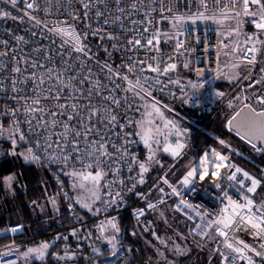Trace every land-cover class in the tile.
I'll list each match as a JSON object with an SVG mask.
<instances>
[{
    "label": "snow or ice",
    "instance_id": "obj_1",
    "mask_svg": "<svg viewBox=\"0 0 264 264\" xmlns=\"http://www.w3.org/2000/svg\"><path fill=\"white\" fill-rule=\"evenodd\" d=\"M0 2L7 3L13 9L20 11L21 17L24 18L21 22L26 20L30 24L29 29L26 30L29 33L27 39L23 35H16L11 30L6 31L14 43L0 38V74H3L0 75V93L10 92L11 98L19 106L13 108L4 105L3 107L7 111L0 113V115L6 114L13 117L11 130L7 137L13 145L11 154H17L15 146L18 142L29 143L32 146L26 149L27 155L19 154L25 163L39 165L43 158V161L49 164L62 165L63 167L60 169L62 172L64 168L71 165H81L80 169L72 167L70 171L64 172V174L72 179L73 190L87 189L90 196L86 198L87 202H83L79 196L69 197L67 193H64L65 198L69 199L70 202L74 200L75 204L90 213L107 212L108 209L116 206L118 201L123 200V187L127 186L128 192H134L138 185L145 183V174L149 172L150 166L153 163H159L155 159L156 151L152 148V144L159 143V141L150 132L142 128V122H134L131 117L127 116V113L133 110V99L136 97L143 99L144 95L151 96V91L148 89L153 85L161 84L159 79L161 73L166 75L169 71L177 68V64L172 62L171 56L167 61L163 59V53H160L158 47L160 40L162 38L166 40L175 39L174 51L181 53L183 49L186 54L187 49L179 38L185 30V25L196 23L198 20L213 19L210 10L220 6V0H212L211 4L208 0H198V3L197 0H182L185 7L190 2L197 5L196 12L192 13L189 10L187 16L173 15L181 0H147V3L145 0H130L127 7L121 6L124 4V0H76L82 6V15L79 10L73 7L72 0H22L25 6L22 11L16 7L21 0H0ZM229 3L232 9L231 18H238L241 13L235 11V6L241 3V0H229ZM97 4L103 5L104 11L97 9ZM112 4L116 5L115 10L121 14L128 9L137 12L142 11L148 19L131 21L134 25L130 33L131 38L122 40L120 36L104 31V27L109 24L123 29V21L120 15H117L115 20H111L106 15ZM154 4H159L160 7H153ZM53 5L56 6V13H66L70 19L50 23L38 15H30V13L39 12H43L45 17L52 15ZM250 5L256 6V10H250ZM242 8L243 15L258 17V20H253L255 27L264 31V0H242ZM94 9L95 18L103 19V24L97 27L91 23L93 18L91 13ZM165 9L169 16L161 15V20L171 18L173 21L172 28L176 31L172 36H169L168 33H163L157 29V31L151 32L150 38H146L149 37L150 26L156 23L152 14L155 12L162 13ZM2 19L15 20L17 17L13 16L10 11L0 8V20ZM217 22L221 21L218 20ZM78 24H82L83 34L77 30ZM135 27H140L142 31L136 33ZM238 31L239 25L237 26ZM37 37L39 40L36 39ZM90 37L97 40V49L104 52V60L98 59L97 53L92 51L88 43ZM57 39L60 41L59 44L56 42ZM257 39L255 36L246 37V43ZM42 40H47L48 43L42 44L40 42ZM105 41L112 42L113 51L124 53L125 58H122L119 65L114 66L112 62L113 51L104 46ZM32 44L35 46L26 51L24 46ZM141 50L145 53L142 57L137 55ZM243 51L246 53L245 60L247 63L249 65L255 63V56L251 55L249 58L248 55L257 51L255 44L244 48ZM148 53L153 54L149 56ZM9 61L12 65L11 68L8 66ZM162 63L166 66L161 70L160 65ZM183 67L188 68L189 62L185 61ZM149 71L157 75H146V72ZM196 71L198 75L201 72L200 69ZM132 75L136 76L135 81L130 79ZM5 80H8L9 84H5ZM117 81L127 82L128 87H123V84ZM262 81H264V77H261L257 83ZM171 82L179 84V80ZM249 86L251 87V85ZM118 92H124L125 95L118 96ZM218 95H223V93H218ZM21 96L24 97L23 100L20 99ZM93 96L96 97L95 100ZM256 101L258 104L264 105V96H256ZM229 106L231 107V103ZM49 108L52 109L51 116H48L47 113ZM253 114L256 117L264 118V111L256 112L253 109ZM20 116H23L24 119H18ZM121 117L124 119L123 123H121ZM21 123L27 125L28 133L35 137L34 140H30L29 136L21 131ZM167 123L171 124V122ZM134 124L140 130L135 133L127 131V128ZM249 129L252 135H245L242 138L247 140L254 151L264 153V119L251 120ZM3 132V126L0 125V136H3ZM155 133L160 135V129H155ZM133 135L138 136L149 150L145 161H140L137 155L131 151V145L135 142L131 139ZM176 135H180L179 129H177ZM237 135L240 136L241 133L237 131ZM165 143L167 144V140ZM219 144L227 146L223 139L219 140ZM184 147L183 143H178L175 149L165 146L163 150L178 157L181 155L179 150ZM214 155L216 160H223L224 158V155L219 152H214ZM205 158H207V154ZM125 167L129 173L134 168L139 169L135 177L128 176L127 182L121 178V172ZM228 169H234V171L229 173ZM109 173H112V179H108ZM240 173H242L243 178L238 177ZM198 174L199 169L192 167L184 176L181 184L184 186L192 184ZM209 175L235 182L233 187L245 186L246 181L250 182V186L246 187V193L255 194L261 185L260 179L232 163H229L227 168L219 173H204L203 180L206 181ZM162 179L163 183L171 188L173 195L181 197L174 206V211L181 212L185 208L193 207L192 204L183 199L177 188L169 184L166 178ZM14 180L15 177L10 175L5 178L3 183L11 189ZM104 180H107L108 183H102ZM87 181H91V184H86ZM117 187H120L121 190L115 191ZM216 187L223 191L221 183H216ZM101 190H103V195L99 194ZM159 191L164 192L162 188ZM241 191H244V187H241ZM135 194L141 199H146L144 193L136 192ZM225 195L227 196V193ZM227 199L231 207H226L215 221H208L206 226L208 228H212L213 225L216 226L215 232L219 237L224 238L222 243L224 248L229 251H222L219 247L213 251L221 256L222 264H236L238 259H246L248 264H254L247 252L251 251L256 257L264 258V242L260 243L259 250L239 239L236 240L239 246H234L233 243L228 242L229 231L235 237L237 232H248L251 229L254 230L251 232L254 237H259L264 241V201L257 204L247 194L243 196V203L233 200L230 196ZM49 201L56 208V198L50 197ZM97 201L100 204L99 207H96ZM35 203L33 202L34 205ZM158 203L163 204L164 200L160 199ZM146 207L150 210H156L157 204L148 202ZM69 208H73L72 203L69 204ZM56 211L59 209L56 208ZM229 212L230 215H224ZM134 215L139 219L145 215V209L136 210ZM201 215L200 212H196V216ZM160 218L164 219L163 213H160ZM189 218L191 219V217ZM106 226H110L114 231L111 235H105L103 238L111 245L110 255L116 256L118 253L117 245L119 244L117 233L120 232V228L115 218L106 219L96 227L101 233H104ZM22 228V225H17L9 230L15 233L22 231ZM197 228L200 226L197 225L196 228L192 229V232L212 239L203 229L197 233ZM70 235L78 236V231L73 229ZM132 235H136V233L133 232ZM89 236H91V232L84 239ZM156 238L160 239L158 236ZM56 239L67 240L68 237L57 236ZM160 242L161 244L165 243L163 239H160ZM54 243L55 241L52 242V244ZM52 244L42 242L36 247H29L27 251L22 253L17 252V256L18 258L21 256L25 258L26 264L28 258L33 254L44 261L46 251ZM171 250L178 254H184L187 251L181 249L179 245H173ZM13 251H15L14 246L10 247L8 251L0 252V257L11 255ZM93 252L99 254V249L93 248ZM75 254L70 247L66 246L64 255L60 256L57 253L56 258L73 260ZM159 254L163 256V253ZM0 264H16V261L0 259ZM165 264H169L166 258Z\"/></svg>",
    "mask_w": 264,
    "mask_h": 264
},
{
    "label": "built area",
    "instance_id": "obj_2",
    "mask_svg": "<svg viewBox=\"0 0 264 264\" xmlns=\"http://www.w3.org/2000/svg\"><path fill=\"white\" fill-rule=\"evenodd\" d=\"M129 2H130V0H124V4L121 6L127 7ZM208 2H209V4H211L212 0H208ZM145 3H147V0H145ZM197 3H198V0H197ZM72 4H73V7L75 9L79 10L81 12V15H82V12H83L82 6L80 4H78L76 2V0H72ZM16 7H17V9H19L21 11L24 10L25 6H24V3L22 2V0ZM153 7L159 8L160 6H159V4H154ZM249 7H250V10H256V6H254V5H250ZM0 8H3L6 11H10L13 16L17 17V19H15V20H13V19H2V20H0V38L7 39L10 42H12L10 36L7 34V31H6V30H11L16 35H23L27 39L29 37V33L26 30L29 29L30 24L26 20H24V22H21L24 19L23 17H21V12L17 11L16 9H13L9 4L3 3V2H0ZM55 8H56V6L53 5V14L49 15L47 17H45L43 12L30 13V15H38L41 19H47L50 23L52 21L70 19L69 17H67L66 13H64V14L56 13ZM115 8H116V5L112 4L110 10L106 13V15L111 20H115L117 15H120L121 20L123 21V29H121L120 27H118L116 25L109 24L108 26L104 27V31L106 33L111 32L114 35L120 36L122 40H124L125 38H131L130 33L132 32V29L134 28V25L131 23V21H140L143 19H148V17L144 16L142 11L137 12V11H132V10L128 9L125 13L121 14V13L117 12L115 10ZM97 9H99L100 11H104V6L97 4ZM238 9H239V11L243 12L242 0H241V3H238L235 6V11ZM145 10H147V9H145ZM189 10H191L192 13H195L197 10V5L190 2L187 5V7H185L182 0H181V2L178 3V5H177V11L174 12L173 15L187 16L189 13ZM226 10L232 11L229 0H220V6L211 8L210 13H221V12H224ZM61 12H63V10H61ZM129 12L131 13L130 15H129ZM161 15L169 16V13L165 9L162 11V13L161 12H155L152 14L156 23L153 24L152 26H150L149 37H146V38H150L151 32H155V31H157V29H159L163 33H168L170 36H172L174 34V32L176 31V30H169L167 27V24L172 19L169 18L167 20H161ZM91 16L93 17L91 19V23L93 24L94 27H97V26H100L103 24V19H96L95 18V9L92 11ZM215 16L224 17V19L226 17L225 14H222V15L216 14ZM227 17L228 18L232 17V13L228 14ZM234 19H237V18H234ZM254 19L258 20V17L253 18V17L249 16V18H248V24L252 29L256 28L255 24L253 22ZM77 30L80 31L81 34H83L82 24H78ZM36 31H39V30L36 29ZM140 31H142V29L140 27H135L136 33H139ZM262 35H263V41L262 42H264V31H262ZM97 36H99V33H97ZM179 38L183 42L185 49H187L186 54L184 53L183 49L181 50V53H177L174 51V48L176 46V40L175 39H167L166 40V39L162 38L160 40L158 47L160 49V53H163V59L165 61H167L169 56H171V60H172V62H175L177 64V68L175 70L169 71L166 75L161 73L159 76L161 84L160 85H153L148 89L149 91H151V93L155 94V96H164V97L170 99L171 94L174 93V90H176V88L178 89L182 85H184V86L186 85V86H189L191 88H197V89L203 88L209 81H211L217 77H220V76L223 77V76L228 75L229 69H230L229 67L233 63H241V64L247 66V68L249 70H248V74L246 76L252 80L251 83H250V80L247 81L249 85L259 84V83H257V81L260 80L261 77H264V71H261L262 69H264V43H262L260 48H258L255 53L248 54L249 58L251 57V55L255 56V63L249 65L247 63V61L245 60L246 53L243 51V49L251 46V44L248 43V44L242 45L241 48L238 50V57H236L234 54L237 47L235 49L233 48L231 51L229 50L228 52L230 53V60L228 59L227 63H225V65H223L220 61V56L222 53V45H223L224 40L221 37L220 31L218 28L185 29ZM36 39L39 40V37H37ZM40 42L42 44L48 43L47 40H42ZM56 42H57V44H59L60 43L59 39H57ZM12 43H14V42H12ZM88 43L91 46L92 51L94 53H97L98 59L104 60L105 59L104 52L102 50L98 51V49H97V40L93 37H90L88 40ZM111 43L112 42L105 41L104 46L108 47L110 51H113L111 48ZM33 46H35V44L24 46V47H25V50L27 51L28 49H30ZM144 54L145 53L143 50H141L139 53H137V55L141 56V57ZM152 54L153 53H148L149 56H151ZM157 55H159V54H157ZM122 58H125L124 53L113 51L112 62L114 64V66L119 65L121 63ZM185 61L189 62V67H190L191 63H193L196 70L197 69L207 70V71H211L212 74L209 75L206 79H204L202 77L194 78L190 75H183L180 72V65L183 66ZM8 66H9V68L12 67L10 61H9ZM165 66L166 65L162 63L160 65L161 70ZM188 68H186V69H188ZM97 71H98V69H97ZM125 71H126V69H125ZM0 75H3V74H0ZM146 75L156 76L157 74L149 71V72H146ZM130 79L135 81L136 76L132 75V76H130ZM176 80H179V84L171 82V81H176ZM243 81H245V80H243ZM117 82L122 83L123 87H128L127 82H121V81H117ZM5 84H9V81L5 80ZM117 95L123 96V95H125V93L124 92H118ZM11 96H12V94L10 92L0 93V113H6L7 109L3 107L4 105H8V106L13 107V108L19 107L15 103V101L11 98ZM20 99L23 100L24 97L21 96ZM93 99L95 100L96 97L93 96ZM136 103H137V98L133 99V101H132L133 110H131L127 113V116L131 117L132 120H133L134 114H135ZM51 112H52L51 108L47 109L48 116H51ZM18 119L23 120L24 117L20 116V117H18ZM120 119H121V123H123L124 122L123 117H121ZM6 120L13 122V117H11L10 115H6V114L1 115L0 125H2L3 128L5 126L4 123ZM20 128H21V131H24L29 136L30 140L35 139V137L31 135V133H28V129H27L26 124L21 123ZM57 131H58V129H57ZM127 131L131 132V126H129L127 128ZM171 135H173V134H171ZM131 139L133 141H135L131 145V151L136 154V152H135V149L137 146L136 138L133 135L131 137ZM171 140L172 141L175 140L174 135L171 137ZM24 145H25L26 149L28 147L32 146L29 143H24ZM109 150H111V149H109ZM210 150H214V149L209 146V147L205 148V150L203 151L204 152L203 154H207V160L219 161V160H216L215 157L211 159L212 156H215L214 152H217V151L216 150L210 151ZM226 157H228V159L226 161H223V164L225 166L220 168L219 172L226 169L227 165L229 163H232L236 167H239L232 160V158H230L229 156H226ZM41 161L43 163H45L50 168H52V167H63L62 165H59V164H49L47 162H44L43 158L41 159ZM71 166H81V165L74 164ZM71 166H69V167H71ZM196 167L199 169V174L194 178L193 183L190 185H187V186H184L181 184L180 187L177 188V190L181 192V196L183 197L184 200L188 201L190 204L193 205L192 208H185L184 211H181L180 213H182L183 215L185 214V216L190 220L191 229L196 228L197 225L200 226V228H197V233L200 232L201 229H203L209 235L214 231L216 226L213 225L212 228H208L206 226L207 222L208 221H215L226 207L230 208L229 203H228V199H227L228 196H230L233 200H236L239 203H243V196L245 194H247L248 196L253 198L257 204H259L261 202L256 197V194L246 193V187L250 186V182L246 181L245 186L233 187V184L235 182H230L225 178L217 177L215 175H209L206 181L205 180L201 181L200 176L202 174H204L205 170L201 167V165H197ZM206 171L210 172V173H216L217 166L215 164H209V165H207ZM231 171H234V169H228L229 173ZM129 175L135 177L137 175L136 168H134V170L131 173H129L127 171L126 167L122 170L121 178L124 179L126 182H127V178ZM238 177L243 178L242 173L238 174ZM112 178H113L112 173H109L108 179H112ZM102 183L107 184L108 181L104 180V181H102ZM216 183L222 184L223 191H221V188L216 187ZM138 187H140V185L137 186V188L135 189L134 192H128L127 186L123 187V191H122L123 200L118 201V205H119V209L125 208L127 210L126 213H128V214L133 213L132 218L134 219L135 223H133L132 228L135 231L140 232V227L142 224L140 222L141 217L139 219H137V217L134 215V212L138 209H145V213L148 212L150 210V209H147V207H146L148 202L157 204V206L161 205L160 203H158V201L160 199L164 200V198L166 196V191H164L163 193H161L160 191H158L157 193L154 192V194H153L154 196L152 198H149L147 195L149 193V190L148 191L147 190H145V191L138 190ZM241 187H244V191H241ZM120 190H121L120 187H117L115 189V191H120ZM139 191H141V192H139ZM136 192L144 193L146 195V199L139 198L135 194ZM102 193H103V190H102ZM225 193H227V196L225 195ZM174 197H175V204H174V206H175L181 197H177L175 195H174ZM110 209H108L107 212H101L99 214H101V216L106 217L107 214L109 213V211H111ZM254 210H255V208H254ZM197 211L200 212L202 215L196 216ZM225 214L230 215L231 213L229 212V213H225ZM189 217H191V219ZM17 225H20V224H14V225L10 226L9 229H11L12 227L17 226ZM252 231H254V230L250 229L248 232L239 231L235 234V237L233 236V233L231 231H229L228 242L233 243L234 246H239L236 243V240L237 239L243 240L245 244L256 247L257 250H259L260 243H262L264 241H262L259 237H254L251 234ZM9 233H12V232L9 230ZM193 234L195 235V237L199 241L198 242L199 246L197 245V250H196L195 255L199 254L200 252H204V253L206 252L207 262L205 264H212L213 262L216 264H222L221 256L218 253H214L213 250L215 248L219 247L222 251H225V252L229 251V250L224 248V245L222 243L224 238L219 237L216 232H215L216 236L212 237L211 240L207 239L204 236L198 235L196 233H193ZM12 245L16 246V245H18V243H12ZM2 250L8 251L6 246ZM247 255L253 259L254 264H264V258L256 257L253 252L248 251ZM15 258L17 259V255L14 252H12L11 255L0 257V259H3L5 261H9V260L14 261ZM239 261H245L248 264V261L246 259H238L236 264Z\"/></svg>",
    "mask_w": 264,
    "mask_h": 264
},
{
    "label": "rangeland",
    "instance_id": "obj_3",
    "mask_svg": "<svg viewBox=\"0 0 264 264\" xmlns=\"http://www.w3.org/2000/svg\"><path fill=\"white\" fill-rule=\"evenodd\" d=\"M236 11L241 13V15L237 19H234L231 17L224 19V17L215 16L216 14H218V15L225 14L227 17L228 14L232 13L231 10H226V11L221 12V13H211L214 17L211 20H198L196 23H187L185 25V29H209V28H218L219 29L220 35L224 40L223 45H222V53L220 56V61L223 65H225V63H227L228 59L230 60V53L228 52L229 50L231 51L233 48L235 49L237 47L234 54L236 57H238V50L241 48L242 45L248 44V43L255 44L256 49H258L262 45V41H263V35H262L261 30H259L257 28H254V29L250 28L249 29V28H246V26H244L243 23L246 19L249 18V16L243 15L242 12L239 11V9ZM218 20L221 22L218 23L217 22ZM172 24H173L172 20L167 24V27L169 30H175L172 28ZM238 25H239V31L237 32V26ZM252 36L257 37L258 39L255 41H250V42L246 43V37H252ZM229 68L230 69H229L228 75L223 76V77L220 76V77H217V78L209 81L203 87V89L202 88H199V89L191 88L189 86L186 87V86L182 85L179 87L181 90L177 91V88H176V90H174V93L171 94L170 99L166 98L164 96H155V94H153V93H151V94H153L151 96L144 95L143 99H141L140 97H136V98H138V102L136 103L135 114H136V110H137L138 111V118L135 120V122H142V128L145 131L150 132V134L155 136V139L159 141V143H153L152 144L153 150L156 151L155 159L159 163H153L150 166L149 172L146 173V176H145V183L140 185V187H138V190H142V191H145V190L148 191L149 190V193L147 194L149 198H152L154 196L153 192L157 193L159 191V189H161V188L164 191H166L164 203L157 206L156 210H149L148 212H146L145 215L142 216L140 219V222L142 224L146 223V221H148L149 224L153 223L152 222L153 218H149L150 215H155V213H158L161 210V208L167 204H170V203L175 204V197L171 192V188H169L168 185L163 183L162 178H166L168 180L169 184L172 185L173 187L179 188L181 185V180H183V178L187 174V172L189 170H191L192 167H196L197 165H201L203 161L207 160V158L205 159L206 154H203L204 153L203 151L205 149L199 154H195L192 152L194 146H193V139L191 138V135L194 131V128L202 131L204 128V124L198 125L196 122L190 123L187 118L178 114L174 110V106H175L174 104H177V103L183 104L188 110H190V113H193L194 111H196L198 113L210 112L213 110L215 102L220 98L223 99V103L219 106V108H221L223 106V104H225V102L227 103L226 105H229L231 103V109L234 108L238 104L239 108L237 110H235V112H233L229 116L230 117L229 119H227L226 125L228 128H229V121H230L231 117L240 108H242L243 106L249 105L253 109L257 110V108H255V107H258L260 105L256 101V96H258V95L264 96V87H263L262 91L258 90V92H252V91L247 92L248 90H246V89L253 88L255 86V85H251V87H250L248 82H247L248 80H250V83L252 81L249 77L246 76L248 74V70H249L247 68V66L243 65L241 63H233L230 65ZM180 70L182 72L186 73V75H190L194 78L202 77V78L206 79L209 75L212 74L211 71L200 69L201 72L198 75L193 63H191V65L188 69H186L182 65H180ZM218 80H224V81L225 80H233V81L235 80L236 83L238 81V83L235 84L234 91L237 87L238 91L243 95L242 98H240V100L239 99L236 100L235 102H234V100L236 99V96L233 97L232 99L228 100L233 92L228 94L225 91L218 90V88L215 86V82ZM243 80H245V81H243ZM218 93H223V95H218ZM253 94L255 97L252 96ZM257 111H260V110H257ZM135 114H134V118H135ZM134 118H133V121H134ZM183 121L185 123V126L184 125L182 126ZM167 122H171V124H168ZM11 125H12V122H10L8 120L5 123V126L3 128L4 132H3V136H1V137H3L7 141H9V139L7 137H8L9 131L11 130ZM172 125H175V127H172ZM132 126H131V132L135 133L136 131L140 130L135 124H134V128ZM157 128L160 129V135H156V133H155V129H157ZM177 129H179V132H180L179 136L176 135ZM171 134H173L175 137L174 141L171 140V137L173 136ZM134 136H135L136 142H137V146L135 149L136 155H138V151H137L138 145H142V147L146 151V156L144 158L143 157L140 158V161L141 160L145 161L148 154H149V150L145 146L143 141H141L139 139L138 136H136V135H134ZM166 140H167V144L165 143ZM178 143H183L185 145V147L183 149L179 150L181 152V155L178 157L173 156L169 152H165L163 150L165 146H170L171 148L175 149L176 145ZM229 144L230 143L228 141H226V145L228 146ZM212 148L214 150H216L217 152H219L225 156H228L227 153L223 152V150L220 147L212 146ZM12 150H13V145L11 144L10 153H12ZM15 152L17 153L16 155H13L15 157V159H17V160L20 159V160L24 161L22 156L19 155L20 153H24L27 155L24 143L18 142L17 145L15 146ZM168 157H169V160H168ZM214 157L215 156H212L211 159ZM182 158H184V159L182 160ZM180 163H184V166H185L184 167L185 170L182 173L180 171H177V167ZM72 167H75L76 169L81 168V166H71L67 169L64 168V171L62 173L70 171L72 169ZM246 167H248V166H246ZM85 171H87V170H85ZM249 171H251V170H249ZM249 171L247 170V172H249ZM150 173L152 174L151 176H150ZM249 174L255 177L254 174H251L250 172H249ZM8 176H10V175H8ZM12 176H14V175H12ZM65 176L68 177L67 185H65L63 183V181H61L60 178H58V179H56L57 184H56V187L54 190H52L49 187L44 186L43 191H44V194L46 196V200H43L36 207H33V209H34V210H32L33 217L36 218L37 220L47 222L43 225L46 229L50 228V226L53 223L52 221L54 219H57V220L59 219L60 211H62L64 208L68 209L70 214H75V216L72 215L75 218L76 217L79 218L82 215L81 210L86 211L87 213H89V215L95 216L96 225L101 224L106 219L115 218V221H116L118 227H119L120 219H125L128 222L130 227L133 226V223H135L134 219L132 218L133 213H129V214L126 213L127 210L125 208L119 209L118 204L116 206H114L113 208H111L110 209L111 211H109L107 216L104 217V216H101V214H94V213L88 212L86 209H83L79 205L75 204L74 200L70 202L69 199L65 198L64 193H67V195L69 197H73V198L79 196V197H81L83 202H87L86 198L90 196V193L87 191V189H85V190H73L72 179L68 175H65ZM5 178H4V180H5ZM85 183L90 185L91 181H87ZM5 187L7 189H9L6 185H5ZM11 189H12V184H11ZM139 192H141V191H139ZM99 194L103 195L102 190ZM50 197L56 198V201H57L56 208H58L59 211H56V208H54L52 206V204L50 203V201H49ZM70 203L73 204L72 210L69 208ZM99 206H100V204L97 201L96 207H99ZM173 207H174V205H173ZM229 207H231V206L229 205ZM79 210H80V212H79ZM177 213L179 214L181 219H185L189 223H191L190 220L185 216V214L183 215L180 212H177ZM227 215H229V214H225V216H227ZM87 221L90 222V220H87ZM80 222H78V223H80ZM78 226H74L75 228L71 227L70 230L66 231V235H70V233L73 229L77 230L78 234H79V229H81V228ZM36 227H37V225H36ZM159 228L163 232L159 233V235L157 232H153L154 237H152V238L155 239V241H154V240H151L148 237H146V235L143 234L144 230H142V228L140 227V232H139L140 237L139 238H140L141 242L144 243L143 246L144 247L146 246L145 248L147 250L149 248L150 251L153 252L152 257L146 259V261H147L146 264H165V258H166L167 262H169V264H176L174 262V259H171V257L168 255V253H169L168 251L173 248V245H178L177 244L178 240L174 236L171 237V235H169V234L166 235L164 233L165 231H164L163 227L160 226ZM113 231L114 230L111 229L110 226H106L105 231L103 233V237L105 235H111L113 233ZM189 232H190V235L192 236L191 239L193 240V242L196 243V245H198L199 241L195 237V235L193 234L191 227L189 228ZM58 233H59V231L56 232V236H64V235H60ZM39 234H40V232H38V230H36V229H35V231L30 230V233L28 234V236L25 240H19V241L12 240L8 245H5V246L7 247V250H9L8 248L13 247L12 243H18V245L14 246L15 251H13L17 255V252L22 253L24 251H27V249L29 247H36V246L40 245L42 242H49L50 244H52V242L55 241V243L52 244V246L46 251L45 260L48 261L49 264L51 263L50 261H52V260H59L60 264H80L83 259L88 257L86 255V251H84L83 245L81 243L77 244L76 246L71 247L67 241H63L62 239H55L57 237L51 238V239H42V238H39L40 237ZM157 236L160 237V239H163L165 241L164 244L168 246L167 248L163 247V244H161L160 239L156 238ZM210 236L211 237L216 236L215 230L210 234ZM91 237L92 236H90V238ZM79 238L77 236H75V237L72 236L71 239L76 240ZM104 240L106 242H108L106 239H104ZM5 246H3L1 248L3 249V248H5ZM66 246L70 247L76 253L73 260H64V259L56 258L57 253L60 256L64 255V249ZM58 248H63V251H59ZM93 248L99 249V254H101V255L104 252V249L100 248L96 244L92 245L91 252H93ZM180 248L182 249L183 247L180 246ZM159 253H163V256H161ZM201 253H203V252H200L197 255H201ZM97 254L98 253H95V255H97ZM177 254L178 253H176V255ZM48 256H50V259L47 258ZM120 257L121 256L119 255V252L116 256H110V258L112 260H114V262L116 261V264L118 263V261H120L119 260ZM18 259H19L20 264H26L25 258H23L22 256L19 258L17 256V259L15 258L14 261H16V263H17ZM112 260H110V261H112ZM126 260H127V257H126L125 261ZM32 262H34V264H36V263L40 264L41 260L38 259L35 256V254H33L32 256H30L28 258L27 264L32 263ZM242 263L247 264L245 261H239L237 264H242ZM128 264H136L135 259H133V261H130ZM178 264H180V263H178ZM212 264H216V263L213 262Z\"/></svg>",
    "mask_w": 264,
    "mask_h": 264
},
{
    "label": "trees",
    "instance_id": "obj_4",
    "mask_svg": "<svg viewBox=\"0 0 264 264\" xmlns=\"http://www.w3.org/2000/svg\"><path fill=\"white\" fill-rule=\"evenodd\" d=\"M243 24L246 26V28H251L248 24V19H246ZM180 72L181 74L186 75V73L182 72L181 70ZM237 83L235 80H218L215 82V86L218 88V90L225 91L228 94L233 92L228 100L236 96V99L234 100L235 102L238 99L240 100V98L243 96L238 91L237 87L234 91L235 84ZM263 87L264 81L258 85H255L253 88H248L246 90H248L247 92H258V90L262 91ZM178 90L181 89L178 88L177 91ZM252 96L255 97L254 94ZM222 103L223 99H218L214 104L213 110L207 113H198L196 111L190 113V110H188L181 103L174 104V110L178 114L187 118L190 123L196 122L198 125L204 124L202 131L198 129L200 132L194 128V131L191 135L194 146L192 152L199 154L206 147H220L223 152L227 153V155L232 158L241 169L245 171L251 170L249 172L254 174L255 178L261 180V185L257 188L255 194L260 201H264V153H258L254 151L247 141L240 138L227 127V119H229V116L239 107L237 104L231 109V107L226 105L227 103L225 102V104H223L224 107L222 106L219 108ZM255 108H257V110H263L264 105H259ZM137 118L138 111L136 110L134 122ZM7 121L8 120H6L5 123ZM183 125L185 126L184 121L182 122V126ZM132 127L134 128V125ZM221 139L228 141L230 143L228 145L229 147L220 145L219 140ZM10 151L11 143L0 136V233H2V235H0V252H4L1 247L8 245L12 240H25L30 233V230H38V232H40L39 238L42 239L55 238L57 237L56 232L59 231L58 234L68 237L67 240H62L67 241L71 247L76 246L79 243L83 245V249L86 251V255L88 257L83 259L80 264H116V261L114 262V260L110 258L111 245L104 240L103 233H101L96 227L97 225L95 216H91L86 211L80 209L82 215H79V220L76 219L77 217H74L75 214H70L69 210L64 208L62 211H60L59 219H54L50 228L47 229L43 226L47 222L37 220L33 217V207H36L40 202L46 200V196L43 191L44 186L54 190L57 184L56 179L60 178V180L63 181L65 185H67L68 177L65 176L62 171H60L62 167L50 168L42 161L39 165L36 163H25V161L15 159V157L11 155ZM137 151V157L139 160L140 158H144L146 156V151L142 145H138ZM183 159L184 158H182V160ZM184 167V163H180L177 167V171L182 173L185 170ZM136 171L138 172L139 169L136 168ZM8 175H14L15 177V180L12 183V189H7L3 183L4 178ZM151 175L152 174L150 173V176ZM33 202H36L35 205ZM173 205V203L167 204L162 207L158 213H155V215H150L149 218H153V223L149 224L148 221H146V223L141 225L142 230H144L143 234L149 239L155 241V239L152 238L154 237L153 232H157L159 235V233L163 232L159 228L161 226L164 228V233L166 235L169 234L171 237H176L178 240L177 244L183 247L182 249L187 250L184 254L177 255L176 252H172V250L168 251V255L171 257V259H174L176 264H205L207 262L206 252L201 253V255L196 254L197 256L194 254L196 253L197 245L191 239L192 236L189 232L191 224L187 220L181 219L179 214L173 210ZM160 213L164 214V219L160 218ZM86 219L90 220V222ZM14 224L22 225V231L9 233V227ZM74 226L81 228L79 229V234L77 236L80 238L76 240L71 239V235H66V231L70 230L71 227L75 228ZM119 228L120 232L117 233L119 238V244L117 245L119 255L123 252L121 245L127 246L128 249H131L133 254H137V246L144 245V243L141 242L139 238V232L130 227L125 219H120ZM89 232H91L92 237L90 238L89 236L87 239H84V237ZM133 232H135L136 235H132ZM94 244L104 249L102 255H95V253L91 252V247ZM163 247L167 248L168 246L163 244ZM58 250L63 251V248H58ZM126 257V255L120 257V261H118L117 264H122ZM47 258L50 259V256ZM47 262L48 261L44 260L41 261L40 264H49V262ZM50 262V264H60L59 260H52ZM16 264H20L19 259ZM29 264H34V262Z\"/></svg>",
    "mask_w": 264,
    "mask_h": 264
},
{
    "label": "water",
    "instance_id": "obj_5",
    "mask_svg": "<svg viewBox=\"0 0 264 264\" xmlns=\"http://www.w3.org/2000/svg\"><path fill=\"white\" fill-rule=\"evenodd\" d=\"M256 112H261L264 110H260ZM264 119L261 117H256L253 114V108L249 105L243 106L240 108L230 119L229 128L237 134V131L241 133L240 137L242 138L245 135L251 136L252 132L249 129V122L251 120H259ZM246 140V139H244ZM247 141V140H246Z\"/></svg>",
    "mask_w": 264,
    "mask_h": 264
},
{
    "label": "flooded vegetation",
    "instance_id": "obj_6",
    "mask_svg": "<svg viewBox=\"0 0 264 264\" xmlns=\"http://www.w3.org/2000/svg\"><path fill=\"white\" fill-rule=\"evenodd\" d=\"M121 246H122L121 249L123 250V252L120 251L122 252L120 256L121 257L123 255L127 256V260L125 261L126 263L123 262L122 264L124 263L128 264L130 261H133V259H135L136 264H146L147 262L146 259L152 257V254H153L151 251H149V249L147 250L143 245L137 246V249H136L137 254H133L131 249H128L127 246H124V245H121Z\"/></svg>",
    "mask_w": 264,
    "mask_h": 264
},
{
    "label": "clouds",
    "instance_id": "obj_7",
    "mask_svg": "<svg viewBox=\"0 0 264 264\" xmlns=\"http://www.w3.org/2000/svg\"><path fill=\"white\" fill-rule=\"evenodd\" d=\"M228 159V157L224 156L223 160H219V161H212V160H205L202 162L201 167L205 170L204 173H206V169H207V165L209 164H215L217 166V171L216 173H219L220 168L224 167L225 165L223 164V161H226ZM204 176L203 174L200 177V180L203 181Z\"/></svg>",
    "mask_w": 264,
    "mask_h": 264
}]
</instances>
